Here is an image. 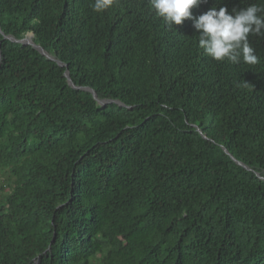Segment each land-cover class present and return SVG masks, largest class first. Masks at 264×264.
<instances>
[{"label":"trees","instance_id":"trees-1","mask_svg":"<svg viewBox=\"0 0 264 264\" xmlns=\"http://www.w3.org/2000/svg\"><path fill=\"white\" fill-rule=\"evenodd\" d=\"M93 3L0 0V264H264V37L215 61L149 0Z\"/></svg>","mask_w":264,"mask_h":264},{"label":"clouds","instance_id":"clouds-1","mask_svg":"<svg viewBox=\"0 0 264 264\" xmlns=\"http://www.w3.org/2000/svg\"><path fill=\"white\" fill-rule=\"evenodd\" d=\"M118 0H94L93 11L104 13ZM157 17L168 27L192 21L199 33L198 48L215 61L231 64L256 65L259 62L249 37H264V2L243 0L245 8L213 6L200 15L193 9L207 4L208 0H149ZM245 87L248 85L245 84Z\"/></svg>","mask_w":264,"mask_h":264},{"label":"water","instance_id":"water-1","mask_svg":"<svg viewBox=\"0 0 264 264\" xmlns=\"http://www.w3.org/2000/svg\"><path fill=\"white\" fill-rule=\"evenodd\" d=\"M0 32L3 33L1 27H0ZM5 37L11 39L12 41H16V42H19V43H22V44H31L33 47H35L36 49H38L42 54L46 55L49 59H52V60H55L57 61L60 65H64L63 62H61L59 59L56 58L55 55L47 52L40 44H36L33 40V37L32 35H26L25 37H22V38H16L14 35H5ZM67 78H68V81L69 83L75 87V88H81V86H77L74 81L72 80L71 78V75H70V72L69 70L67 69L66 72H65ZM84 89L86 90H89L93 93L94 97L98 100L99 103H102V105L104 106L105 103L108 101L106 99H101V98H98V95L96 93V91L93 89V88H90V87H84ZM226 151V150H225ZM231 155V154H230ZM233 157V156H232ZM235 159V158H234ZM239 164L241 165H244L245 167H247L249 169L248 166H246L245 164H243L242 162L240 161H237ZM55 239V236L53 237L52 241H54Z\"/></svg>","mask_w":264,"mask_h":264},{"label":"rangeland","instance_id":"rangeland-1","mask_svg":"<svg viewBox=\"0 0 264 264\" xmlns=\"http://www.w3.org/2000/svg\"><path fill=\"white\" fill-rule=\"evenodd\" d=\"M100 105H102V103H99Z\"/></svg>","mask_w":264,"mask_h":264}]
</instances>
